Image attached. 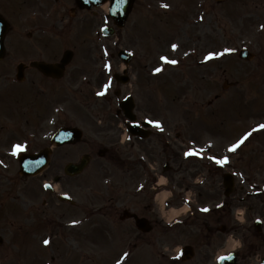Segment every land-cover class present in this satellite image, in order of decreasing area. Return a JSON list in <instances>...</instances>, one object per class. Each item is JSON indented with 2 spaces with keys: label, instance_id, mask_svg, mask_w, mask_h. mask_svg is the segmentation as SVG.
<instances>
[{
  "label": "rangeland",
  "instance_id": "rangeland-1",
  "mask_svg": "<svg viewBox=\"0 0 264 264\" xmlns=\"http://www.w3.org/2000/svg\"><path fill=\"white\" fill-rule=\"evenodd\" d=\"M64 1L65 3L62 5L64 8H67L71 2L69 0ZM180 1L189 7H193L194 1L199 3L205 2V0H178L177 2ZM191 2L193 3L191 4ZM233 4L235 6V1L229 0L224 5V8L219 9V7H213L211 9V20L213 22L209 25L210 29L215 32L214 22H218V25L219 22H222L221 26H223L224 41L227 44H225L224 49H232L231 52L225 53L224 62L218 67L220 75L217 77V81H200L199 77L193 76V74L191 77L192 86L190 106H193V109L196 110V112L192 111L189 106L178 111L179 109L176 108L177 106L171 104L173 110L178 112L161 114L164 115L161 122L170 123V127L165 128V136H170L172 140L176 139L178 135L180 136L175 143L172 142V147L176 149L175 152H178L179 160H181L180 155L182 154L183 156V154L188 151L199 153L200 150L203 149L204 153L209 148L212 149L213 152H216V140L219 139L215 136H219L222 142L228 141L229 144H232L236 137L248 133L245 132L247 128L246 122L250 118L251 120L253 119L252 121L264 124V33L262 36L259 35V33L261 34L259 25L261 22H264V1L241 2L240 4L244 5V9L241 8L239 12L234 11ZM154 6H156V4ZM136 7V11L126 25L127 29L118 33L121 38L119 44L122 45L123 48L128 49L131 53L135 52L136 48L134 47L135 43H137L136 40H138L133 34L134 32H137L136 30L141 28V26H152V22L155 24L156 21L161 27L158 32L162 35H166L167 30L162 28L165 24L171 22L170 18H160V15L156 17L154 14L146 15L145 18L147 21L144 22V18L141 16V13H139V10H141L140 4ZM245 7H248V9ZM178 18L179 17L177 16V19ZM175 19L176 18L174 17L173 21ZM71 22L75 24L74 29L78 26H82L90 30L95 25L98 26L101 19L99 16L91 18V16L87 15L84 18V16L81 15L78 18H73ZM237 25L244 27H237ZM86 29L73 31L67 39H61L56 35H50V39L47 41H40L39 37L41 34L38 35L37 32L34 35L32 44L40 53L44 52L40 51V49L44 50L42 47H45L46 45L50 49L48 51L53 54L58 53L62 49L69 48L74 51L76 50L77 61L76 64L74 63V66L79 69V72H85L84 70L86 69L87 62L92 58V52L94 51L93 45L90 44L87 38L88 34ZM15 33L16 30L12 29L11 34L9 35V40ZM81 35L82 38H86V40L82 41V39H80ZM128 35L129 39L127 40ZM138 35L142 40V44L145 41H151L152 35L150 32L139 29ZM164 38H166V36H161L162 40H164ZM258 39H261L262 41H258ZM26 41L27 40L24 38L21 39L22 44ZM128 41H131V43L129 44ZM112 43L116 44L115 40H112ZM8 44H10V42ZM159 45L162 46L163 44L160 42ZM242 46H247V48L255 54L254 61L245 62L237 59L236 48ZM96 53L99 54V51ZM135 55H137V52H135ZM92 62H94L93 59ZM113 62L119 65L121 64L117 58H115ZM135 62L138 63L137 60H135ZM136 63L132 62L129 66L132 80L130 85L125 88L126 92H129L131 88L135 89L139 83L136 80V74L141 68ZM6 65H0V69ZM168 73V75L171 76L169 77L170 80L177 79V81L173 83L174 89H182L178 86V79H184L182 73L178 69L169 70ZM75 74H78V80L82 73L75 72ZM163 76H165V74ZM181 76L183 77L180 78ZM81 79L82 78L78 81L84 83L86 86L85 81H81ZM0 85L1 89H5L9 95V97L6 98L7 109L13 110L17 107V109L20 108L22 110V106H16L13 95H10V91H14L12 87L7 88L8 86L10 87V82L7 81L3 83L0 78ZM156 85L160 87L162 83L158 82ZM85 86L83 87L85 88ZM186 86L187 84L183 87ZM46 88L47 91L44 94H47V108L48 106L50 107L52 103L59 102L64 98L59 97L58 94H56L53 99V92L51 91L52 87ZM86 88L87 92L76 98L78 104L81 106L85 105L84 103L90 104L88 98L90 92H92V88ZM38 89V86L33 87L34 92L39 91ZM53 91H55V89H53ZM3 93L0 96H3ZM135 93L138 94L136 102H138V104L139 101L141 103L143 102L142 105H153L154 99L157 98V96H155L150 90H136ZM11 94H13V92ZM216 95H219V99L221 96L220 101H215ZM7 100L10 101V104L7 103ZM40 100L41 98H38V100L32 98V104L30 100L26 109L29 112L28 114L33 112L35 106H39ZM208 101H214V107H212L211 110L199 111L198 109H206V103ZM19 102L20 101L17 99L16 103L18 104ZM70 105L72 106L76 104L75 102H70ZM186 108L188 109L185 111ZM218 110L221 112V115L218 117V120H221V122L211 119L208 115V113L211 114V112H217ZM88 111L89 109L87 108L80 110V113L78 112L79 114H76V116H80L82 121L86 119L84 113H88ZM18 116V120L20 121L27 118L25 115ZM54 116L55 118L52 120H46L43 127L38 131V135L34 136L33 133L35 130L30 128V143L26 148H29L30 150H38L48 146L50 138L56 131L57 127L62 121H69L72 114L68 113V115H65L62 118L59 115ZM2 119L3 115L0 116V150L6 148L7 145H11L12 143L24 145L21 139L22 133L25 130L22 129L21 124L17 123V129H15L10 122L6 120L3 121ZM174 123L177 126L173 125ZM169 128L171 129V132L169 131ZM262 138H264V132L254 137V145L246 146L241 150L240 159L237 157L233 161L235 168L239 170V177L245 179L246 176H249L251 183L248 182L247 184L252 186V182L256 180L261 189L264 187V139L262 140ZM81 147L85 146L81 145ZM123 148V156L128 152L140 153L136 148ZM227 148L229 151L230 146H227ZM162 149L163 144L158 143L157 151L161 152ZM153 154L156 155L154 150ZM65 157L67 158L65 160L75 158V150H55L51 167L42 176L32 179H25L19 176L16 157L15 161L12 159H6L3 163H0V218L4 216L3 220L0 221V235L4 238V243L0 246V264H45L46 261L50 259L48 256H59V250L56 249V245L61 244L73 253V256L71 257L62 258L64 264H117L118 260L122 261L123 264V250L132 253V257L127 264H170L160 256L161 249H169L170 251L168 253L173 255L178 247L186 244H194L197 247L196 258L190 264H216L215 260L218 255L226 253V245L230 238L235 240L237 246L239 245L238 241L242 244V258L240 264H256L257 256L264 255V249L257 251L255 248L256 246L263 244L262 237L255 236L252 229L248 228L249 225H252L255 219L253 214L264 209L262 208L264 207V202H260L261 200L263 201V192L254 198L246 195L247 199L244 203H239L237 198L239 196L243 197L245 195L243 192H246V190L249 191L247 186H245L246 190L241 187V194L235 193L234 197L231 198V204L223 209L224 212L222 214L220 210L215 213L211 211L209 213L195 211V215L190 221H178L184 225L177 224V226L167 232L164 229H161L164 227V224L162 223L161 228L157 230L158 234H154L153 236L142 240L138 236V231L131 220L124 221L122 227L117 224L116 219H113L114 221H108L101 216H94L90 218L89 221L87 220L86 214L91 207H93V209H100L107 203L108 199L110 201L109 194H107L104 189L105 184L100 177V179L95 178L93 180L90 179L89 181V184L96 189L95 196L91 197V199L83 196V190H81V188L86 189V186L88 185L84 181L87 179L89 170L88 173L81 177V184H79L80 188L75 193V196L79 199L80 206H78V210L77 208L75 209L76 211H79V213H76L77 218L75 217L76 219L73 221H79L80 223H84V225L72 229L70 227L73 221L66 220L65 218L68 214L62 213V215L59 214L56 216V212L60 211V208H69V205L59 204L56 199L54 200L50 194L43 189V183L45 181L53 182V179L59 173L57 172V168H59L58 166L65 161L62 159ZM200 158H202L201 155H195L194 160H188L186 163H181L180 161L171 163L174 169L180 172L175 174L172 170L166 176L161 173L165 162L162 157H158L159 162L156 173H159L160 179L163 176L167 178V180L163 179V182L167 181L168 189L173 188L177 193L185 191V197L189 196L191 201L195 204L203 206L208 203V207L212 208L223 199L222 174H216L215 170H212L210 172L212 174L209 181H206V185L201 187L200 181L201 178L205 177V170L201 166V162H197ZM96 168L97 167L94 166L91 169ZM111 169H113L112 166L108 169L109 173H111ZM100 175L103 176L102 174ZM135 175L133 174L132 176L134 177ZM136 176H139V174ZM237 180L239 181V179ZM57 186L59 187L58 191H61L60 186ZM172 186H176V188ZM61 188L66 189L62 184ZM236 189H240V184H237ZM63 191L69 190L67 189ZM119 200L120 203H122L123 195ZM44 201H46L45 206H43ZM127 201H129L128 204L131 202L130 200ZM140 205L141 204H139V210H141ZM157 205L159 207L161 206L159 202H157ZM240 208L245 211V229L239 227L240 224L235 217V212L239 211ZM43 213L46 216L43 215ZM221 215L223 216L222 219ZM40 216H45L44 218L47 217L49 222V225L42 230H39ZM258 216L263 217L261 213H258ZM221 227L227 228L225 233L220 232L219 229ZM107 229H110V232L112 233L111 236H107V234L104 233ZM97 230L102 236L95 235V231ZM33 232L38 234L36 236L38 239L31 238ZM46 235L49 237L50 241V244L47 246L51 248L48 250L45 247H41L39 244L43 238H45V240L47 239ZM72 235H75L76 239L79 235H86L88 237L87 239L98 240L99 245L98 247L96 245V249H93L94 247H91V245L88 244V241H73L75 238ZM152 239L158 240L155 242L156 244L154 246L151 243ZM67 248L62 251L68 250ZM248 258L250 259L247 260ZM51 262L52 261H49L48 264H51Z\"/></svg>",
  "mask_w": 264,
  "mask_h": 264
},
{
  "label": "flooded vegetation",
  "instance_id": "flooded-vegetation-1",
  "mask_svg": "<svg viewBox=\"0 0 264 264\" xmlns=\"http://www.w3.org/2000/svg\"><path fill=\"white\" fill-rule=\"evenodd\" d=\"M239 2H252V1H259V0H236ZM141 10L144 8L142 2L139 3ZM212 8H213V3ZM215 7V6H214ZM219 7V9L223 8V5H217L215 8ZM139 10V12L141 11ZM78 10L76 11L77 13H86L91 15V18L95 16V9L92 10ZM84 18L86 15H83ZM222 23V22H220ZM95 27V26H94ZM92 27L91 29H94ZM208 32H203L200 35V41L204 42L207 39ZM30 57L28 56L25 58V62L28 66L29 64L33 61L29 59ZM16 60V59H14ZM52 63H57L58 59H51L50 60ZM19 63V62H18ZM72 66L69 65L66 69L69 70V68ZM148 65H145L147 67ZM140 74L142 75L143 71V65L141 64L140 66ZM149 70L150 72H153L154 66L149 65ZM26 81L25 84L29 87H33L35 83V80L32 81L33 77H39L42 78V75L39 74L36 70L33 68L27 67L26 68ZM146 77H148V74H145ZM150 77L152 78V75L150 74ZM149 77V78H150ZM45 81H50L52 84L53 83H59L60 81H55V80H50V79H44ZM108 81H105V75L103 72L99 73V82H98V87L99 91H104V86L108 84ZM109 89V88H108ZM107 94V92H106ZM120 92H118V95ZM107 101H104V104H101L103 101L98 100V105H93V114L92 116V121L89 123V128L91 130V134L94 138L84 141L80 144L72 145L69 146V149L76 148L78 145H85V151L82 153L80 156V160L83 158L86 159V162L90 165H94L96 168L95 172L96 173H106L107 172V165L103 164L102 161H106L110 163L111 165L118 167L121 174L123 175V140H122V135H123V112H121L120 108L114 107L112 105V99H110L107 96H105ZM79 151H75L76 156H78ZM64 155V154H62ZM66 165L61 166L57 171L63 170L64 176L60 178L61 184L68 189L70 193L73 192V189H79V179L80 176H71L66 174L65 171ZM123 179V177H121ZM123 187V186H122ZM119 187L118 189H120ZM64 189V188H63ZM145 193L148 196L149 202L146 204V206H141V210H139L136 206L135 210H133L136 215H139L141 217H146L149 220L152 221L155 217V209L152 203L153 199V194L151 191V188L146 189ZM239 193H242L239 191ZM108 213L106 211V214L109 215V219H115L116 217L119 219L120 223L123 225V214L119 213L118 205L116 206L115 203L113 202V199L110 198V201H108ZM264 208V207H263ZM139 213V214H138ZM106 216V215H105ZM107 217V216H106ZM150 217V218H149ZM152 218V219H151ZM156 220V219H155ZM153 220V221H155ZM118 221V220H117Z\"/></svg>",
  "mask_w": 264,
  "mask_h": 264
},
{
  "label": "snow or ice",
  "instance_id": "snow-or-ice-1",
  "mask_svg": "<svg viewBox=\"0 0 264 264\" xmlns=\"http://www.w3.org/2000/svg\"><path fill=\"white\" fill-rule=\"evenodd\" d=\"M163 7H164V8H169L170 6H169L168 4H164ZM201 19H203V17H201ZM261 28L264 29V25H261ZM171 47H172L173 50H176V49H178L179 46H178L177 44H172ZM231 51H232V49H225L224 52H219V53H216V52H209V53L207 54V56L205 57V61H210V60H213V59H215V58L222 57V56L225 55V53H228V52H231ZM161 59H162L166 64H171V65H176V64H178V61H177V60H175V59H170V58L167 57V56H162ZM106 67H108L109 70H111V65H106ZM162 71H163V69L160 68V67H157V68L155 69V72H156L157 74L161 73ZM110 86H111V85H110V82H109L108 84H106V85L104 86V91L99 92L98 95H100V96H104V95L106 94V92H107V90H108V88H109ZM149 123H154L155 126H156L160 131H164V128H163V125H162L161 122H159V121H149ZM260 130H264V124H260V125L258 126V128L254 129V131H260ZM252 135H253L252 132H248V133H247L246 135H244L241 139H239L235 144H233V145L229 148V151H230V152H235V151H237V150H238V149H239V148L245 143V141H247V140L249 139V137H251ZM14 149H15V151L13 152V154H14V155H17V154H19L22 150H25V149H26V146H23V145H21V144H15V145H14ZM203 151H204L203 149H201L199 153L194 152V151H188V152L185 153V155H186V156H189V157H191V156H193V155H201V156H202ZM211 159H212L215 163L220 164V165H224V164H227V163L229 162V158H228V157L217 158V157H215V156H212ZM0 163H2V162H0ZM44 187L48 188V187H51V186H50V185H45ZM140 187L143 188L144 186L141 185ZM217 207H222V205H217ZM202 210H203L204 212H208V211H210V210L207 209V208L202 209ZM72 223H73V225H75V224H77L78 222H77V221H73ZM44 244H45V245H48V244H50V241L46 239V240H44ZM124 255H125V257H127L128 254L125 253ZM233 258H234V256H233L232 254H230L227 258L224 257V256L219 257V259H220L221 261H224V260H226V259H233ZM175 259H179V255H177V257H175ZM117 264H122V261H119V260H118V261H117Z\"/></svg>",
  "mask_w": 264,
  "mask_h": 264
},
{
  "label": "water",
  "instance_id": "water-1",
  "mask_svg": "<svg viewBox=\"0 0 264 264\" xmlns=\"http://www.w3.org/2000/svg\"><path fill=\"white\" fill-rule=\"evenodd\" d=\"M115 3L118 2V0H114ZM126 1L128 2V5H126ZM131 3H132V0H123V23L125 22L126 18H127V15H128V12L131 8ZM122 26V25H121ZM6 33V28L4 30V32H2V34H0V46H1V49H2V45H3V38H4V35ZM3 56V55H2ZM42 70L45 72L47 69L46 68H42ZM65 136L64 134H61V133H58L56 134V136L54 137L55 140H59L60 137H63ZM32 170H34V168H32ZM32 174L35 172V171H31ZM223 264H236V261L235 260H229V259H226L223 261Z\"/></svg>",
  "mask_w": 264,
  "mask_h": 264
},
{
  "label": "bare ground",
  "instance_id": "bare-ground-1",
  "mask_svg": "<svg viewBox=\"0 0 264 264\" xmlns=\"http://www.w3.org/2000/svg\"><path fill=\"white\" fill-rule=\"evenodd\" d=\"M166 195L165 194H162L161 197H160V200L163 201L165 199ZM180 211L176 212V211H172L170 213V217L174 216V215H177Z\"/></svg>",
  "mask_w": 264,
  "mask_h": 264
}]
</instances>
